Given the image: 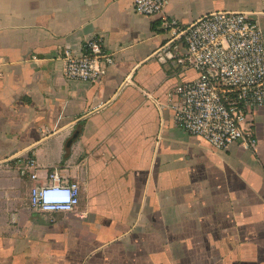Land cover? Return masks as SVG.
Returning a JSON list of instances; mask_svg holds the SVG:
<instances>
[{"label": "crops", "instance_id": "obj_1", "mask_svg": "<svg viewBox=\"0 0 264 264\" xmlns=\"http://www.w3.org/2000/svg\"><path fill=\"white\" fill-rule=\"evenodd\" d=\"M264 0H167L182 25ZM162 17L132 0H0V264H264V107L255 149L216 150L173 124L175 87L197 79ZM101 38L114 65L64 77V53ZM32 158L36 180L20 165ZM57 168L80 187L71 213L30 208Z\"/></svg>", "mask_w": 264, "mask_h": 264}, {"label": "built area", "instance_id": "obj_2", "mask_svg": "<svg viewBox=\"0 0 264 264\" xmlns=\"http://www.w3.org/2000/svg\"><path fill=\"white\" fill-rule=\"evenodd\" d=\"M167 0H132V11L162 17ZM178 66L194 70L197 79L177 85L170 96L173 124L216 150L233 144L255 149L250 119L264 107V34L246 13L215 12L182 25L162 17ZM64 55V77L94 83L114 59L103 49L101 38H91L84 53ZM36 163L27 158L19 172L36 180ZM80 187L61 178L54 168L48 182L34 186L30 208L37 213H71L78 206Z\"/></svg>", "mask_w": 264, "mask_h": 264}]
</instances>
